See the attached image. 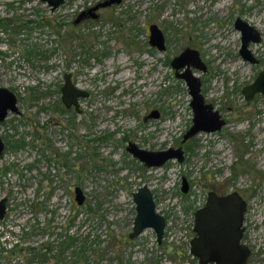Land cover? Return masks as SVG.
Instances as JSON below:
<instances>
[{
    "label": "rangeland",
    "instance_id": "1",
    "mask_svg": "<svg viewBox=\"0 0 264 264\" xmlns=\"http://www.w3.org/2000/svg\"><path fill=\"white\" fill-rule=\"evenodd\" d=\"M99 1L65 0L52 11L40 0H0V87L15 93L18 107L0 121V264H85L73 253L85 244L99 264H199L193 214L210 190L242 195L249 264H264V96L241 92L264 68V0H122L75 23ZM237 17L260 33L249 44L260 63L239 54ZM152 23L164 51L149 44ZM185 47L206 64L191 69L226 124L183 144V161L147 167L128 142L177 147L192 123L187 86L170 65ZM66 73L88 92L78 110L61 100ZM154 109L159 118L144 122ZM143 184L165 218L161 243L152 228L129 237L132 194ZM69 237L78 240L62 251Z\"/></svg>",
    "mask_w": 264,
    "mask_h": 264
},
{
    "label": "water",
    "instance_id": "2",
    "mask_svg": "<svg viewBox=\"0 0 264 264\" xmlns=\"http://www.w3.org/2000/svg\"><path fill=\"white\" fill-rule=\"evenodd\" d=\"M46 3L53 11L62 5L65 0H40ZM122 0H103L87 11H82L75 23L89 13L96 18V10L111 4H119ZM234 26L241 33V45L239 54L241 57L255 63L256 59L249 49L250 42H259L260 33L248 22L237 17ZM149 44L156 49H165V38L161 29L156 24L149 26ZM176 70L175 76L182 79L191 97L192 123L183 135V141L193 137L199 132H215L220 130L225 120L211 103L206 102L201 91V81L195 75L191 67L205 71L206 66L201 60L199 52L191 47H185L170 61ZM246 100L252 99L255 94L264 95V69L258 72L252 83L242 88ZM88 92L74 85L71 74L64 75L61 86V100L65 107H74L78 110L79 98L87 97ZM18 112L17 97L15 93L6 87H0V121L4 120L8 112ZM158 110H152L145 118H158ZM4 149V142L0 138V155ZM126 150L140 162L148 167L161 166L171 159L182 161L184 151L181 147H169L164 150H147L139 147L134 142H128ZM188 188L187 180L182 178V191ZM75 200L81 204L84 195L79 187H75ZM136 214L133 220L130 239L141 236L145 229L152 228L161 243L165 232V219L156 210L155 202L149 187L145 184L138 187L132 194ZM247 203L238 191H231L223 195L214 190L207 193L204 204L197 208L193 214V231L196 237L191 242V254L198 258L200 264H248L251 257V249L242 244L244 238V216ZM6 210V198L0 199V219L4 217Z\"/></svg>",
    "mask_w": 264,
    "mask_h": 264
},
{
    "label": "trees",
    "instance_id": "3",
    "mask_svg": "<svg viewBox=\"0 0 264 264\" xmlns=\"http://www.w3.org/2000/svg\"><path fill=\"white\" fill-rule=\"evenodd\" d=\"M29 53H31V51H28ZM88 213L89 214H95L96 211H94V209H92V207L88 208ZM78 239L74 238V237H69L68 241L64 242L63 244V249L62 251L65 250H69L70 248L74 247L76 242ZM96 242V241H94ZM96 245V244H95ZM91 245H87L85 244L84 246H80V247H76L75 251L73 252L78 258H80V260H82V262H85V264H99L97 262V250H95V252H91L90 255V251H91ZM92 250V251H94ZM48 254H44L43 256L45 258H47ZM79 262L74 260V261H56L55 264H78ZM119 264H123V262L120 260Z\"/></svg>",
    "mask_w": 264,
    "mask_h": 264
},
{
    "label": "flooded vegetation",
    "instance_id": "4",
    "mask_svg": "<svg viewBox=\"0 0 264 264\" xmlns=\"http://www.w3.org/2000/svg\"><path fill=\"white\" fill-rule=\"evenodd\" d=\"M102 1H103V0H102ZM99 2H101V1H99ZM99 2H97V3H99ZM97 3H96V4H97ZM113 5H114V4H111V5L106 6V7L98 8L96 11L101 10V9H103V8L111 7V6H113ZM96 15L98 16V13H97V12H96ZM85 16H87V14L84 15L83 17H85ZM97 16H96V17H97ZM152 24H153V23H152ZM150 25H151V24H150ZM150 25H149V26H150ZM149 26H148V30H149ZM260 39H261V36H260ZM249 44H250V43H249ZM165 48H166V44H165ZM157 50H158V49H157ZM164 50H165V49H164ZM164 50H163V51H164ZM175 56H176V55H175ZM253 56H254V55H253ZM254 57H255V59H256V62L253 63V64H257V63H260V62L262 61V59H260V58H258V57H256V56H254ZM201 60H202V59H201ZM203 63H204V62H203ZM204 64H205V63H204ZM170 65H171V64H170ZM205 66H206V64H205ZM196 69H197V68H196ZM263 69H264V68H263ZM206 70H207V66H206ZM206 70H205V71H206ZM261 70H262V69H261ZM261 70H260V71H261ZM192 71H193V70H192ZM175 73H176V70H175ZM257 74H258V73H257ZM247 85H248V84H247ZM201 86H202V82H201ZM243 87H244V86H243ZM243 87H242V88H243ZM241 92H242V89H241ZM242 94H243V93H242ZM256 95H261V94H255L254 96H256ZM263 96H264V95H263ZM253 98H254V97H253ZM249 100H250V99H249ZM63 105H64V104H63ZM213 107H214V106H213ZM66 108H67V107H66ZM70 108H72V107H70ZM73 108H74V107H73ZM67 109H68V108H67ZM214 109H215V108H214ZM216 110H217V109H216ZM9 112H10V111H9ZM9 112H8V113H9ZM150 112H151V111H150ZM150 112H149V113H150ZM158 112H159V111H158ZM149 113H148V114H149ZM219 113H220V112H219ZM148 114L144 115V117H143V121H144V122H147L149 119H157V118H148V119L145 120V118L147 117ZM220 115H221V114H220ZM7 116H8V114H7ZM7 116H6V117H7ZM159 116H160V113H159ZM6 117H5V118H6ZM221 117H222V116H221ZM158 118H159V117H158ZM222 118H223V117H222ZM223 119H224V118H223ZM224 120H225V119H224ZM2 121H3V120H2ZM225 124H226V121H225ZM225 124H224V125H225ZM199 133H201V132H199ZM199 133H197L196 135H198ZM183 135H184V134H183ZM196 135H194L193 137H191V138H189V139H187V140H185V141L182 140V139H183V136H182L181 141H180V145L177 146V147H181V148L183 149V147H182L183 144L187 143L189 140H193L194 137H195ZM135 144H136V143H135ZM136 145H137V144H136ZM141 148H142V147H141ZM3 150H4V149H3ZM183 151H184V149H183ZM2 152H3V151H2ZM134 158H135V157H134ZM137 160H138V159H137ZM171 160H174V159H171ZM183 160H184V159H183ZM183 160H182V161H183ZM168 161H170V160H168ZM168 161H167V162H168ZM177 161H178V160H177ZM178 162H181V161H178ZM165 163H166V162H165ZM165 163H164V164H165ZM143 164H144V163H143ZM144 165H145V164H144ZM162 165H163V164H162ZM145 166H146V165H145ZM147 167H148V166H147ZM183 178H185V177H183ZM185 179H186V178H185ZM186 180H187V179H186ZM187 184H188V181H187ZM188 189H189V184H188L187 191H188ZM181 190H182V185H181ZM187 191H186V192H187ZM214 191H215V190H214ZM215 192H216V191H215ZM216 193H217V192H216ZM227 193H228V192H227ZM217 194H218V193H217ZM223 194H226V193H222V194H219V195H223ZM152 196H153V195H152ZM205 200H206V199H205ZM203 204H204V203H203ZM246 208H247V207H246ZM245 213H246V212H245ZM244 218H245V216H244ZM164 219H165V218H164ZM165 225H166V224H165ZM192 231H193V227H192ZM244 231H245V228H244ZM193 232H194V231H193ZM194 234H195V236H194V238H195L197 235H196L195 232H194ZM194 238H193V239H194ZM193 239H192V241H193ZM245 239H246V231H245V234H244V238H243L242 244H245V243H244V242H245ZM192 241H191V242H192ZM245 245H246V244H245ZM248 247H249V246H248ZM249 248H250V247H249ZM250 249H251V248H250ZM251 251H252V250H251ZM251 255H252V254H251ZM193 257H194V256H193ZM194 258L197 259L198 262H199V264H200L199 259L196 258V257H194ZM250 258H251V257H250ZM249 261H250V259H249ZM248 264H249V263H248Z\"/></svg>",
    "mask_w": 264,
    "mask_h": 264
},
{
    "label": "bare ground",
    "instance_id": "5",
    "mask_svg": "<svg viewBox=\"0 0 264 264\" xmlns=\"http://www.w3.org/2000/svg\"><path fill=\"white\" fill-rule=\"evenodd\" d=\"M223 7V6H222Z\"/></svg>",
    "mask_w": 264,
    "mask_h": 264
}]
</instances>
